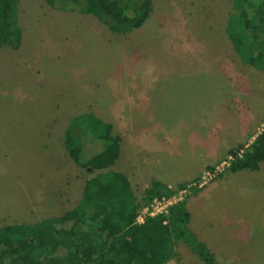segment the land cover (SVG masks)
<instances>
[{
	"label": "rangeland",
	"instance_id": "374dc122",
	"mask_svg": "<svg viewBox=\"0 0 264 264\" xmlns=\"http://www.w3.org/2000/svg\"><path fill=\"white\" fill-rule=\"evenodd\" d=\"M133 1L149 16L119 34L92 6L81 14L18 0L20 45L0 47V226L11 231L90 199L87 185L99 181L73 161L63 131L92 111L104 137L120 136L107 141L109 168L127 173L139 200L152 179L176 192L186 182L191 227L208 239L216 264H264V162L224 168L198 186L205 171L248 146L240 144L264 112V70L242 63L225 32L232 1ZM136 162L148 171L130 175Z\"/></svg>",
	"mask_w": 264,
	"mask_h": 264
},
{
	"label": "trees",
	"instance_id": "16d2710c",
	"mask_svg": "<svg viewBox=\"0 0 264 264\" xmlns=\"http://www.w3.org/2000/svg\"><path fill=\"white\" fill-rule=\"evenodd\" d=\"M45 1L60 10L85 13L88 6L99 9L97 16L119 34L141 27L150 13L133 6V0ZM231 1L225 32L232 48L242 63L264 70V0ZM17 3L0 0V47L17 48L20 44ZM104 126L92 111H84L70 118L63 131V143L73 161L95 173L99 181L98 185H87L90 199L82 198L61 215L39 222H16L11 231L0 226V264H165L176 255L178 241L189 246L205 264H216L214 253L188 225L190 213L185 199L170 208L169 217L157 214L135 223L141 205L154 197L173 194L176 189L152 179L139 200L126 184V175L109 168L107 141L119 142L120 136L110 131L104 137ZM103 143L105 146L99 149ZM84 153L87 159L81 157ZM262 162L264 129L235 154L225 170H258ZM186 186L182 182L177 188Z\"/></svg>",
	"mask_w": 264,
	"mask_h": 264
},
{
	"label": "crops",
	"instance_id": "0c3cea01",
	"mask_svg": "<svg viewBox=\"0 0 264 264\" xmlns=\"http://www.w3.org/2000/svg\"><path fill=\"white\" fill-rule=\"evenodd\" d=\"M40 1L41 0H38V3L40 4ZM44 2H46L45 0H43ZM47 4V3H46ZM49 5V4H48ZM50 6V5H49ZM51 7V6H50ZM51 9H52V7H51ZM55 9V8H54ZM55 10H57V9H55ZM60 10V9H59ZM65 11V10H64ZM16 12H17V10H16ZM81 13V12H80ZM82 14V13H81ZM20 45V44H19ZM15 64H17V62L15 61ZM20 70H25V69H23V68H21ZM178 90H180V85L178 84ZM185 97H187V96H185ZM187 102H189V101H187ZM189 105V104H188ZM263 112V111H262ZM261 112V113H262ZM261 120V121H260ZM258 122L260 123V124H257L256 126H255V128H254V130L250 133V134H248L249 136L247 137V140H243V143H241L240 144V146L241 145H243L244 143H250L252 140H253V138L261 131V130H263L264 129V127H263V124H264V112H263V114L261 115V119H260ZM140 133V132H139ZM158 134H159V132H158ZM135 135H137V134H135ZM135 135H134V137H135ZM141 137H139V139H140ZM159 138V137H158ZM161 138H163V136L162 137H160L159 139H158V141L157 142H161L162 143V146L160 147L162 150H163V148H164V143H166V141H171V138L170 139H168L167 137H166V135L164 136V138L161 140ZM139 139H136V140H139ZM141 139H143V138H141ZM165 139V140H164ZM136 140H134V141H136ZM143 140H145V139H143ZM246 141V142H245ZM236 142V141H235ZM128 143V142H127ZM134 143V142H133ZM137 146V145H136ZM229 148V146L227 147V145H225V148H224V152H227V154L229 153L228 152V149ZM137 149H138V146H137ZM205 151H212V150H210V149H205ZM217 152V151H216ZM165 153V152H164ZM149 154V153H148ZM148 154H146V155H144L143 157H134V159L135 160H140V159H143V158H145V157H147V155ZM195 159L196 160H201L202 158H201V155H200V153H198V155L195 157ZM145 171H148V169L146 168V167H144L141 163H138V162H136V164H135V167H134V170L133 171H129V173H130V175H133V176H139V175H143L144 174V172ZM126 176H127V173H124ZM161 177H163V176H161V175H159V178H161ZM164 180L162 179V181L161 182H163ZM165 183V182H164ZM170 184L168 181H166V183L165 184ZM187 209H188V211H189V207H187ZM189 213H190V211H189ZM189 227H190V229L196 234V236L198 237V239H200V240H202V241H204L206 244H207V246L209 247V249L212 251V249L210 248V245L208 244V239L207 238H205V236H200L199 234H198V230H196V229H194L193 230V228L191 227V225H193L192 224V220H191V218H190V220H189ZM197 229H200V227H198ZM182 241H178L177 242V244L175 245V250H176V256L174 257V258H172V259H180V261H181V259L184 261L186 258H188L189 260H191L194 264H202V263H198V257L191 251V249H188L185 245V243L183 242V243H181ZM213 252V251H212ZM177 254H178V256H177ZM171 260H169V262H170Z\"/></svg>",
	"mask_w": 264,
	"mask_h": 264
},
{
	"label": "built area",
	"instance_id": "2783aa9c",
	"mask_svg": "<svg viewBox=\"0 0 264 264\" xmlns=\"http://www.w3.org/2000/svg\"><path fill=\"white\" fill-rule=\"evenodd\" d=\"M234 157L235 154H230L225 161L221 162L218 165H215L213 169L205 171V175H203L204 179L202 181H199L198 186L203 185L207 179L216 177L220 172H222L225 166H228L230 164ZM184 191L185 190L181 189L180 191L170 195H161L160 197H154L150 202L144 203L136 211L135 223H142L146 217L154 216L157 214H162L169 217L171 215L170 208L179 200L183 199L182 193ZM164 222H166V220ZM165 264H168V262H166Z\"/></svg>",
	"mask_w": 264,
	"mask_h": 264
}]
</instances>
